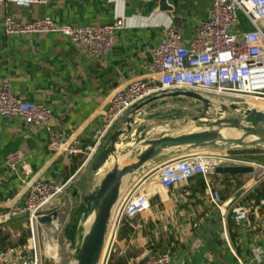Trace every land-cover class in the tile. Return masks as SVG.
<instances>
[{"label":"crops","instance_id":"obj_1","mask_svg":"<svg viewBox=\"0 0 264 264\" xmlns=\"http://www.w3.org/2000/svg\"><path fill=\"white\" fill-rule=\"evenodd\" d=\"M212 4L213 0H45L28 8L12 4L0 8V84L8 83L16 98L41 104L53 115L48 128L28 126L18 117L0 118V213L20 207L29 185L37 179L54 183L72 180L70 191L57 198L46 213H57L58 223L37 225L42 259L55 253L62 233L69 243L68 264L75 263V250L84 232L81 200L101 177L92 178L88 166H81L82 156L51 152V136L77 140L80 145L92 143L112 94L135 80L154 77L149 65L164 31L174 28L181 36V45L187 46L199 23L209 17ZM6 16L21 23L50 19L78 28L107 26L124 18L126 26L115 31L113 50L94 60L81 46L57 33L7 36L3 29ZM238 19L241 29H253L243 15ZM260 26L264 27V22ZM185 103L195 102L164 100L144 110L125 141L130 143L128 148L174 132L180 122L200 112L195 103L193 113H189ZM247 103L264 111L262 100ZM125 118L114 129L121 128ZM16 150L23 158L9 170L5 157ZM243 150L248 149L239 151ZM260 150L259 154L238 157L230 154L234 150L212 148L179 156L168 154L130 176L126 190L142 185L152 188V195L144 213L124 222L117 249L125 255H113L109 264H142L167 250L170 264H264V171L259 169L264 168V149ZM197 151L228 155L239 161L240 167L253 169L242 175L215 173L212 182L223 197L221 210L207 202L201 176L164 192L156 186L155 172L161 165ZM133 159L129 156L126 164ZM240 190L243 193L230 203ZM237 206L250 209L244 223L232 221L231 209ZM28 237L24 218L0 225V251L8 245H24ZM4 264H19V259L13 256Z\"/></svg>","mask_w":264,"mask_h":264},{"label":"built area","instance_id":"obj_2","mask_svg":"<svg viewBox=\"0 0 264 264\" xmlns=\"http://www.w3.org/2000/svg\"><path fill=\"white\" fill-rule=\"evenodd\" d=\"M184 1V0H183ZM45 0H0V8L12 4L28 8ZM252 25V30L241 29L239 15ZM264 0H213L209 17L201 21L196 35L187 46L181 45L180 34L172 27L152 52L149 72L151 79L135 80L123 89L115 91L102 122L90 144L80 145L77 140L63 139L52 135L49 150L56 155L83 157L81 166H89L104 147L116 124L141 102L164 93L189 91L201 94L214 101L246 103L247 100L264 101ZM124 18L111 25L97 28H78L60 25L50 19L21 23L10 16L3 22L4 33L31 35L57 33L81 46L94 60H100L113 50L115 31L125 28ZM18 117L24 124L35 128H48L53 119L51 111L41 104L27 103L16 98L8 83L0 84V118ZM23 154L13 151L5 157L7 169L21 162ZM239 161L228 155L194 152L176 157L161 165L155 172L158 190L184 184L195 176L205 182V195L209 205L221 210L223 197L214 187L212 177L217 168L239 166ZM264 171V168L259 167ZM71 179L54 183L37 179L29 185L28 192L18 208L0 213V225L25 219L28 239L24 245H8L0 251V264L17 256L19 264H41L42 255L38 246L37 225L46 217L51 204L65 194ZM152 188L132 186L125 190L111 218L105 241V250L99 264H109L113 255L124 257V250L117 249V240L126 220L133 221L149 207ZM250 209L237 206L231 209L235 224L249 218ZM20 237V234L17 235ZM169 251L148 257L142 264H170Z\"/></svg>","mask_w":264,"mask_h":264},{"label":"water","instance_id":"obj_3","mask_svg":"<svg viewBox=\"0 0 264 264\" xmlns=\"http://www.w3.org/2000/svg\"><path fill=\"white\" fill-rule=\"evenodd\" d=\"M171 10V7H167ZM186 99L201 108L193 116L191 123L206 122L201 128L174 131L158 138L138 143L137 148H128L125 142L132 132L138 117L150 107L164 100ZM186 124L189 122L186 121ZM230 135H229V134ZM238 136H236L235 134ZM264 149V112L246 103H227L214 101L201 94L189 91H176L148 98L133 107L124 119L121 128L114 129L88 168L92 178L101 174L100 180L81 200V222L84 232L77 245L74 264H99L105 247L106 236L114 210L124 194L127 180L146 165L168 154L183 155L203 149ZM133 161L126 164L129 156ZM219 174L252 173L251 167H221ZM70 188L65 193L69 192ZM243 190L237 192L234 202ZM75 192L74 195H77ZM40 223H58L57 213L39 220Z\"/></svg>","mask_w":264,"mask_h":264},{"label":"rangeland","instance_id":"obj_4","mask_svg":"<svg viewBox=\"0 0 264 264\" xmlns=\"http://www.w3.org/2000/svg\"><path fill=\"white\" fill-rule=\"evenodd\" d=\"M185 102H187V101H185ZM185 104H186V107L189 110L188 112L189 113H191V112L193 113L194 108L192 106H194L193 104H195V103H190V104L189 103H185ZM246 105L249 106V107L251 106L253 108L255 107V106H252L250 103H247V102H246ZM261 106L264 107V104L261 103ZM190 107H192V108L189 109ZM188 115H191V114H188ZM190 120L191 119H189V121H188L189 123L188 124H186L184 121L180 122V124L175 128L176 129L175 131L191 129V128H194V127L195 128H201V127H203V124L204 125L207 124L206 122H202L200 125L195 126L193 123L190 122ZM58 237H59L58 238V242L55 243V245H56L55 246V253L49 254V256H48L49 259H46V257L43 258L41 264H66V263L68 264L69 260L67 258V256H68V254H67V252H68L67 246H68L69 243L64 241L62 233H60ZM103 251H104V249H103ZM102 254H103V252H102ZM101 257H102V255H101Z\"/></svg>","mask_w":264,"mask_h":264},{"label":"trees","instance_id":"obj_5","mask_svg":"<svg viewBox=\"0 0 264 264\" xmlns=\"http://www.w3.org/2000/svg\"><path fill=\"white\" fill-rule=\"evenodd\" d=\"M260 151L261 150H259V149H257V150H243V151L234 150V151H230V154L233 155V156H237L238 157V155L259 154ZM82 161H83V158H82Z\"/></svg>","mask_w":264,"mask_h":264},{"label":"bare ground","instance_id":"obj_6","mask_svg":"<svg viewBox=\"0 0 264 264\" xmlns=\"http://www.w3.org/2000/svg\"><path fill=\"white\" fill-rule=\"evenodd\" d=\"M247 102H258V100H247ZM255 109H257V108H255ZM258 110H260V109H258ZM261 111H263V110H261ZM264 112V111H263ZM229 134V133H228ZM235 134V133H234ZM230 135V134H229ZM236 135V134H235ZM236 136H238V134L236 135ZM104 250H105V248H104ZM103 253H104V251H103ZM103 255V254H102Z\"/></svg>","mask_w":264,"mask_h":264}]
</instances>
